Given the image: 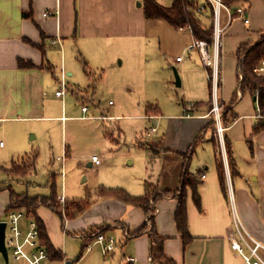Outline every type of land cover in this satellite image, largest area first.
<instances>
[{"label":"crops","instance_id":"1","mask_svg":"<svg viewBox=\"0 0 264 264\" xmlns=\"http://www.w3.org/2000/svg\"><path fill=\"white\" fill-rule=\"evenodd\" d=\"M156 1L164 5L172 2ZM228 7L230 16L225 10L220 13V22L225 26L219 41L220 73L223 76L226 69L235 73V82H229V76L224 78L225 84L221 79L220 90L224 89L225 93L220 97L223 104L229 102L237 88V46L256 40L264 31V0H237ZM237 7L243 8L242 14L234 12ZM209 12L208 8L198 15L204 26L213 24ZM244 18H248V22ZM194 39L188 26L175 27L164 18L146 17L143 0H0V168L8 177L36 173L42 145L53 150L56 142L59 147L56 160L61 159L62 163L68 156L79 157L75 142L66 138L63 119L83 118V114H66L72 107L68 97L72 94L87 100L90 93L64 76L74 75V65H68L71 53L78 54L77 58L87 63V57L101 56L111 61L125 50L141 49L142 65H171L180 81L177 85L173 78L172 86L182 87V97L168 112L137 114L153 116L155 128L162 123L159 139L146 138L144 142L149 146L152 161H149L148 175L144 174L146 177L132 174L125 183L98 178L92 200L89 196L72 198L86 201L87 205L71 218L59 207L56 209L55 204L54 207L42 204L34 213L29 212L38 222L45 246L62 253L61 258H56L49 252L42 264H67L74 255L69 264H155L150 255L152 239L148 232L151 227L164 237V253L174 264H249L255 260L264 264V130L255 132L253 129L261 116L252 95L240 96L237 90L241 97L234 106L237 117L227 127L222 126L236 163V173L231 175L225 142L222 147L219 141L215 146L211 139L213 132L207 127L213 113V104L206 103L212 90V68L200 62L199 51L191 46ZM177 56L181 59L176 60ZM63 76L68 84L63 94L57 96L55 92L60 89ZM194 102L201 103L194 106ZM99 116L108 119L113 114ZM152 126L148 136L159 132V128L152 130ZM199 135L201 138L188 163V171H199L201 179L197 185L199 205L187 187V219L192 235L188 243L184 244L174 220L177 206L174 196L162 195L155 202L152 224L147 222L148 215L141 207L120 198L99 195L102 188L116 187L140 196L148 184L159 192L179 189L184 163L181 153L186 152ZM26 148L30 150L20 155ZM33 156L36 157L34 164L31 163ZM82 156L86 167H94L91 156ZM218 160L222 161L226 175L225 190L217 171ZM25 162L30 165L24 175L10 172L14 165L22 166ZM103 164L102 158L98 167ZM51 184L50 194L44 196L52 194ZM3 188L6 189L0 190ZM35 195L42 194L30 196ZM9 196L10 192L7 204L0 207V215L8 209ZM69 200L71 198H65L66 205ZM236 215L248 235L260 243L256 253H251L240 238L234 220ZM97 226L109 227L100 233L113 237V250L104 253L101 245L94 243V238L86 240L82 236V231ZM142 227L145 231L133 235ZM231 239L241 243L242 251L232 248ZM87 242L91 245L89 250L84 249ZM72 243L77 249L80 246L77 256ZM248 243L253 244L250 239ZM244 255L250 256L248 261ZM127 257H133V262Z\"/></svg>","mask_w":264,"mask_h":264},{"label":"rangeland","instance_id":"2","mask_svg":"<svg viewBox=\"0 0 264 264\" xmlns=\"http://www.w3.org/2000/svg\"><path fill=\"white\" fill-rule=\"evenodd\" d=\"M212 48L213 45H210V51ZM143 55L141 49H138V51L125 50L111 61L103 60L101 56L89 59L87 57L85 65L87 73L80 57L77 58L78 54L77 56L76 53L69 55L68 65H74V75L66 74V79L77 82L81 90L90 93V98L87 100L78 99L70 94L68 103L72 107L66 114L75 116L83 114L84 116L63 119L67 129L66 138L68 137V141L75 142L74 146L79 152V157L68 156L64 163L61 159L56 160L59 147L55 142L53 150L43 145L40 147L36 160V173H30L25 177H8L0 168V188L6 187L0 190V207L7 204L9 189L17 193L27 192L30 195H49L50 184L54 182L56 194L54 204L56 209L59 207L61 210L62 206L59 205L57 196L71 199L89 196L92 200L96 195L93 190L97 186L98 178L103 177L108 182L119 180L125 183L130 181L132 174L141 175L139 178L148 175L151 151L144 142L146 138L147 140L159 139L162 123L159 122L155 128H159L158 133L148 136L150 127L156 126L153 116L137 114L168 112L175 107L176 100L182 97V87L172 86L176 75L171 65L144 66L142 65ZM224 72L225 74L221 76L224 84V78L227 76H229V82H235V73L228 72L227 69ZM220 81L219 78L218 85ZM219 87L221 88V85ZM220 88L217 90V101L221 111L223 103L220 97H223L225 93L224 89L221 91ZM245 96H248V93L244 94ZM83 103L88 105L86 112L82 111ZM101 114H113V117L102 119L99 116ZM70 136L73 138L70 139ZM25 150L20 155L30 149ZM83 154L87 156L96 154L105 160V164L100 167L95 165L86 167ZM16 158L14 157V160H17ZM145 173L147 175H144ZM140 183H142L141 179ZM72 247L76 256L79 255L80 246L77 249L76 244L72 243ZM74 258L75 255L68 261ZM11 264H14L13 261Z\"/></svg>","mask_w":264,"mask_h":264},{"label":"trees","instance_id":"3","mask_svg":"<svg viewBox=\"0 0 264 264\" xmlns=\"http://www.w3.org/2000/svg\"><path fill=\"white\" fill-rule=\"evenodd\" d=\"M144 1V13L148 18H164L170 24L175 27L188 26L195 39H204L208 41L210 44L213 43V24L209 26H204L198 17L200 13H195L188 6L192 3L191 0H172L170 5H164L159 3L156 0H143ZM237 0H222L224 4L230 6L233 2ZM209 8V13L213 17V9L208 4L207 9ZM235 56L237 59V70H236V81L237 88L236 91L232 94L231 99L228 103L223 104V107L220 111V122L223 127H227L230 125L237 114L234 112V106L241 98L240 96H244V94L248 93L252 95L254 101L256 103V107L260 113L259 120L255 123L253 129L255 132L264 130V75H260L256 72V67L261 59L264 58V31L259 34L256 40L242 42L240 43L235 51ZM83 67L86 70V63L82 61ZM89 72V71H88ZM210 83V89H211ZM220 83L218 85V88ZM238 91L241 92V95H238ZM201 102H194L193 105L198 106ZM207 104H213L212 100V90H210V97ZM158 113V112H156ZM207 127H210L213 135L211 137L214 140L215 146H217L219 138L217 131V123L214 116V113L211 114L210 120L207 124ZM216 135V136H215ZM224 142L227 152V159L230 174L233 175L236 173V163L234 157L232 155V148L229 139L224 135ZM201 135H199L188 147L187 151L181 153L184 159L181 175H180V188L175 191H162L159 192L156 190L155 186L148 184L146 186V191L143 195L133 196L130 195L127 191L122 188H102L99 191L100 196L107 197H116L120 198L128 203H131L135 206L141 207L146 214L148 215V223L154 220L155 214V202L163 195V196H174L177 199V206L174 212V220L176 222V226L178 231L180 232L184 244L188 243L192 239V235L189 232L188 228V219H187V187L190 188L192 192V197L195 202L199 205V195L197 192V185L200 182V173L199 171L196 173H191L188 171V163L194 151V147L196 143L200 140ZM216 140V141H215ZM35 156H33L31 163L34 164ZM26 164V162H25ZM14 165L10 168L11 173H16L20 175H24L26 173V168L30 165ZM32 164V165H33ZM28 169V168H27ZM217 171L220 178V182L222 184L223 189L226 188V175L223 167V163L221 160L217 161ZM52 186V194L50 196L44 195H35L30 196L26 193H16L12 189L10 190L9 207H24L28 212L34 213L35 209L42 205L47 204L54 207V198L55 194V184L54 182L51 184ZM87 205L86 201L81 199H71L68 201L67 205L64 204V212L68 218H71L81 212ZM146 226V224L144 225ZM106 228L105 226H97L93 227L89 230L82 231V236L85 239L95 238L100 232H103ZM143 228V229H142ZM136 230L133 235L140 234L145 231L144 227ZM40 230V228H39ZM42 231H40L41 233ZM150 237L152 239V245L150 247V255L151 260L155 264H174V260L167 256L164 253L163 242L164 237L158 235L155 231H153V227L149 228ZM41 241L45 244V240L41 233ZM48 253L50 252V256L61 258L62 253L60 250H52L48 249Z\"/></svg>","mask_w":264,"mask_h":264},{"label":"built area","instance_id":"4","mask_svg":"<svg viewBox=\"0 0 264 264\" xmlns=\"http://www.w3.org/2000/svg\"><path fill=\"white\" fill-rule=\"evenodd\" d=\"M191 4L188 6L195 13H204L207 10V5L209 4L213 9V43L210 44L204 39H194L191 44L192 47H196L200 53L201 62L205 66H210L212 68V73L210 76L212 85V95H213V105L212 111L214 113L217 131L220 138L221 147L223 146V127L220 122V105L217 101V90H218V80H221L220 71V59H219V41L224 30V25L220 22L221 10L230 16L231 11L229 7L222 2V0H191ZM234 12L238 14L243 13L242 7H237ZM245 22H248V18H244ZM210 45H213L212 51H210ZM181 56H177L176 60H180ZM256 72L260 75H264V58L260 60L256 67ZM65 76V75H64ZM62 77L61 87L56 90V95L60 96L63 94L66 83ZM220 83V82H219ZM82 111L86 112L88 105L83 103ZM258 109V108H257ZM260 114V113H259ZM155 130V127H152ZM1 144V143H0ZM224 161L227 164V160L224 156ZM91 161L95 166H99L102 162L100 156L93 154L91 156ZM59 205L62 206L61 211H64L65 197L57 196ZM237 232L247 244L251 250V253H256L257 248L260 243L248 235L241 221L237 217H234ZM0 221L5 222L4 229V244L7 252V260L5 259L3 252L0 251V264H42L49 256L47 247L42 243L40 238V230L36 218L31 215L24 207H9L3 214L0 215ZM148 222V220H147ZM248 239L252 240L253 244L248 243ZM231 246L234 249L242 251V246L240 242L231 239ZM94 243L101 245L104 253L113 250L114 239L112 236H106L103 233H99L94 238ZM91 245L89 242L84 244V249L89 250ZM249 255H244L246 261L249 260ZM129 262H133V257H127ZM249 264H258L255 260Z\"/></svg>","mask_w":264,"mask_h":264},{"label":"water","instance_id":"5","mask_svg":"<svg viewBox=\"0 0 264 264\" xmlns=\"http://www.w3.org/2000/svg\"><path fill=\"white\" fill-rule=\"evenodd\" d=\"M176 75V84H179V76L178 74ZM4 229H5V222L0 221V251L3 252V255L5 257V259L7 260V252H6V247L4 244ZM67 264H69V261H67Z\"/></svg>","mask_w":264,"mask_h":264}]
</instances>
